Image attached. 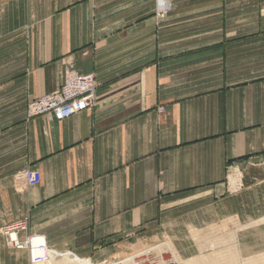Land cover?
<instances>
[{"label":"crops","instance_id":"0c3cea01","mask_svg":"<svg viewBox=\"0 0 264 264\" xmlns=\"http://www.w3.org/2000/svg\"><path fill=\"white\" fill-rule=\"evenodd\" d=\"M6 7L16 13L0 19V264H31L4 233L21 224V238L100 263L166 240L190 257L201 234L242 213L229 176L243 173L242 190L264 169V0ZM70 66L94 74L96 104L30 117ZM26 169L41 172L38 185L17 179Z\"/></svg>","mask_w":264,"mask_h":264},{"label":"built area","instance_id":"2783aa9c","mask_svg":"<svg viewBox=\"0 0 264 264\" xmlns=\"http://www.w3.org/2000/svg\"><path fill=\"white\" fill-rule=\"evenodd\" d=\"M97 88L94 74H81L73 66H70L66 69L65 82L59 90L35 98L30 102L29 116L44 114L53 119L64 120L94 106L97 102ZM16 177L29 187L38 185L42 180L41 172L36 169L22 170ZM21 225L4 231L8 245L16 249H26L31 264L49 260L54 249L48 244L45 237L41 234L31 233L21 238L20 231L23 228Z\"/></svg>","mask_w":264,"mask_h":264},{"label":"bare ground","instance_id":"6f19581e","mask_svg":"<svg viewBox=\"0 0 264 264\" xmlns=\"http://www.w3.org/2000/svg\"><path fill=\"white\" fill-rule=\"evenodd\" d=\"M241 176V173L232 174V188L238 189L241 186ZM257 223V220L252 221V224ZM243 227L241 226L239 228ZM225 234L222 233L220 235L213 236L204 242L207 243L211 242L212 240V244H210L209 246H205V244L203 245V249L209 247L213 248L211 252H202L200 255L193 256L188 259H183L180 256L179 252L176 250L173 243L170 240H166L158 244L145 247L143 249H138V251L130 253L121 259L113 260L109 264H264V252H259L247 257L242 254L243 252L237 241V237L239 234V231L237 229L228 232L227 235ZM13 236L15 237V235ZM227 242H230L231 245H221H224ZM44 263L96 264L90 258L81 257L80 255L73 252H59L55 249L54 252H51V257L49 260L38 262L36 264Z\"/></svg>","mask_w":264,"mask_h":264},{"label":"rangeland","instance_id":"374dc122","mask_svg":"<svg viewBox=\"0 0 264 264\" xmlns=\"http://www.w3.org/2000/svg\"><path fill=\"white\" fill-rule=\"evenodd\" d=\"M6 2H10V4H12V3H16V0H0V19H2L1 17L2 9H4L3 14L5 17V20H7L8 17H13L14 14L16 13V11H10L8 7H6ZM0 30H1V26H0ZM234 173H241L242 175L241 176L242 184L238 189L232 188L233 182H231V178L233 177L231 176ZM252 174L254 176L252 180L253 182H250L249 185H246L247 183L244 180L245 186L241 190L240 188L243 185V182H242L243 173L237 170L232 171V173L229 176L228 183L230 184V188L232 189V191L237 192L234 194H238L242 196L240 199V202L234 203V206L237 207L238 210H241L242 213L239 212V215L233 214V216H229L228 218L218 221L216 223L217 225H215V228H214L215 231H213V234H210L207 236H205L206 234H201V237L197 238V242L200 246V252L190 257H187V258L180 255L183 259H188L193 256L200 255L202 252L204 253L211 252L213 250V248L211 247L203 249L204 244L205 246H209L210 244H212V240L211 242L203 243V241L206 239L205 237L211 238L213 236L220 235L222 233L228 234V232L236 230V229L239 231L237 241L241 247V250L243 252L242 254L244 256L247 257L250 255L259 253V252H264V169L254 170L252 171ZM254 220H257L258 223L252 224V221ZM243 225L246 228H244ZM241 226L243 228H239ZM221 245L229 246L231 245V243L227 242L226 244L224 245L221 244ZM216 247H219V246H216ZM112 261H103L100 263H97L94 261L93 262L96 264H109ZM44 264H47V263H44Z\"/></svg>","mask_w":264,"mask_h":264}]
</instances>
